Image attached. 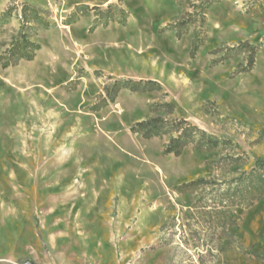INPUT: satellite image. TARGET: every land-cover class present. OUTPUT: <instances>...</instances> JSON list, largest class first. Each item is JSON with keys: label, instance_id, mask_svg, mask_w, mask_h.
<instances>
[{"label": "rangeland", "instance_id": "1", "mask_svg": "<svg viewBox=\"0 0 264 264\" xmlns=\"http://www.w3.org/2000/svg\"><path fill=\"white\" fill-rule=\"evenodd\" d=\"M6 14L0 56L21 32L40 50L0 64V264H264V195L246 190L264 176V0H0ZM127 81L162 88L113 100ZM153 117L226 142L168 155L170 136L131 132Z\"/></svg>", "mask_w": 264, "mask_h": 264}, {"label": "trees", "instance_id": "2", "mask_svg": "<svg viewBox=\"0 0 264 264\" xmlns=\"http://www.w3.org/2000/svg\"><path fill=\"white\" fill-rule=\"evenodd\" d=\"M111 9L110 7L109 10ZM25 12L26 16L27 12L31 13L29 19L26 17L28 23H34L38 27H48V23H45L41 19V15L43 14L41 11L27 7ZM7 18L8 14L0 15V29L6 24ZM188 25L189 22L186 21L181 23L180 27L185 29ZM29 38L27 34L22 32L19 33L17 37L13 38L10 49H8L3 56H0V64L3 63L4 68L16 65L23 60H33L36 52L40 50V45L31 41ZM241 47L247 48L251 53L248 68L252 69L258 47L249 45L248 43L242 44ZM154 87H157L158 90L162 88L158 83H149L148 86L142 88L139 85H131L130 81L117 82L114 85V93L111 92L110 95L114 100L122 89H129L132 92H146L153 91ZM131 132L134 134H141L142 137L147 140L170 136V141L165 149V153L168 155L174 154L175 156H180L183 150L188 146H193L198 152H208L219 148L223 142H226V140L214 138L197 126L190 125L183 119L169 121L163 117H153L136 123L131 128ZM257 168L264 171V160L257 161ZM253 175H256V178H249L246 190L248 193L252 191L257 192L258 198H261L264 195V176H258L256 171L252 172L251 177H254Z\"/></svg>", "mask_w": 264, "mask_h": 264}]
</instances>
